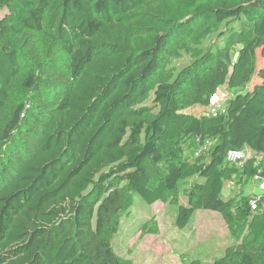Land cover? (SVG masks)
I'll return each instance as SVG.
<instances>
[{"label": "trees", "instance_id": "obj_1", "mask_svg": "<svg viewBox=\"0 0 264 264\" xmlns=\"http://www.w3.org/2000/svg\"><path fill=\"white\" fill-rule=\"evenodd\" d=\"M258 52L264 0H0V264H123L135 196L179 230L219 214L235 244L211 264H264ZM220 89L225 113H186ZM240 173L257 191L223 198Z\"/></svg>", "mask_w": 264, "mask_h": 264}, {"label": "rangeland", "instance_id": "obj_2", "mask_svg": "<svg viewBox=\"0 0 264 264\" xmlns=\"http://www.w3.org/2000/svg\"><path fill=\"white\" fill-rule=\"evenodd\" d=\"M258 65L264 67V56L260 52ZM202 112H207V109L194 107L186 110V113L194 115ZM190 153L192 150L185 147L184 154ZM235 167L242 166L234 164L232 168ZM240 176L233 175L229 180L217 183L223 198L246 196L257 191L254 180H248L241 173ZM145 206L135 196L132 214L124 218L122 229L114 239L115 250L124 260L123 264H189L194 260L211 264L223 256L227 247L235 244L226 223L215 212L197 211L191 224L179 230L175 226V207L162 203ZM146 222L152 232L141 228Z\"/></svg>", "mask_w": 264, "mask_h": 264}, {"label": "built area", "instance_id": "obj_3", "mask_svg": "<svg viewBox=\"0 0 264 264\" xmlns=\"http://www.w3.org/2000/svg\"><path fill=\"white\" fill-rule=\"evenodd\" d=\"M230 100L229 94L223 90L220 89L216 93H214L209 101V106L207 108V112H202L201 114H218V113H225L227 110V105ZM209 143L202 146L196 154L206 151L208 149ZM264 157L263 154L259 156V159H262ZM251 159V156L245 152H239V151H229L227 154V160L230 163L233 164H241L243 166L242 161H248ZM255 181L257 182L258 189L262 193H264V177H256ZM261 200L260 196H253L250 205L253 210H256V207L258 206L259 201Z\"/></svg>", "mask_w": 264, "mask_h": 264}]
</instances>
